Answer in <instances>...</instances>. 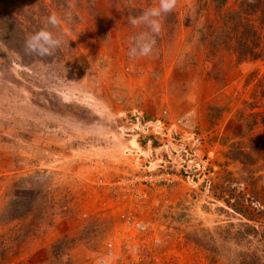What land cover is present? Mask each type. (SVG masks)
<instances>
[{
	"label": "rangeland",
	"instance_id": "obj_1",
	"mask_svg": "<svg viewBox=\"0 0 264 264\" xmlns=\"http://www.w3.org/2000/svg\"><path fill=\"white\" fill-rule=\"evenodd\" d=\"M149 1L139 5L158 6ZM200 6L178 0L174 38L136 60L127 53L141 29L103 0L94 19L63 24L62 53L47 61L0 45V217L30 209L4 230L34 231L11 264H68L66 254L71 264H243L250 252L264 263V245L236 237L243 221L205 185L206 169L226 162L218 140L239 139L228 121L243 102L257 106L244 85L264 65L225 57L211 68L200 35L186 41Z\"/></svg>",
	"mask_w": 264,
	"mask_h": 264
},
{
	"label": "trees",
	"instance_id": "obj_2",
	"mask_svg": "<svg viewBox=\"0 0 264 264\" xmlns=\"http://www.w3.org/2000/svg\"><path fill=\"white\" fill-rule=\"evenodd\" d=\"M99 0H0V45L15 52L21 59L28 62L47 61L49 57H37L25 52L27 37L44 27L47 18L56 14L61 23L55 31L65 37L63 24L81 23L84 14L95 17L96 4ZM128 21L130 15L138 16L144 9L139 2L148 0H103ZM152 0L148 3L151 6ZM135 5V6H134ZM196 5V3H195ZM194 5V6H195ZM200 15L191 19V8L187 12L188 22L192 24L186 40L188 44H198L196 36L200 35V44L206 50L211 68L222 66L225 57H233L236 63L262 62L264 65V0H197ZM146 10V9H145ZM94 19V18H93ZM203 20V21H202ZM162 30L157 37L156 48L167 38H174V28L181 24L180 18L172 12L161 17ZM62 53L61 48L55 54ZM219 58L218 62H212ZM222 85H226L224 74L220 77ZM244 87H253L251 98L256 105L251 107L246 101L238 111L235 120L228 121V127L236 125L241 130L238 140L230 134L220 138L219 144L225 148L223 157L226 162L220 165L219 172L212 168L206 169L205 185L217 201L233 214L240 217L243 223L235 235L240 241L250 244L255 241L264 245V73L262 76H247ZM263 108V110L259 109ZM257 111L245 114L248 110ZM229 132V131H228ZM230 166L235 168L230 169ZM14 207V204H12ZM33 213L27 209L22 214L7 215L3 222L0 217V264H11L20 258L23 251L28 254L27 243L34 231L30 227L12 226L4 230L5 224L17 221H29ZM43 220V219H42ZM65 238L55 242L48 257H56L54 250L61 246ZM66 263L71 264L68 254ZM243 264H264L261 257L250 252L243 255ZM26 261V262H24ZM21 264H34L29 258ZM213 262V258L210 257Z\"/></svg>",
	"mask_w": 264,
	"mask_h": 264
},
{
	"label": "clouds",
	"instance_id": "obj_3",
	"mask_svg": "<svg viewBox=\"0 0 264 264\" xmlns=\"http://www.w3.org/2000/svg\"><path fill=\"white\" fill-rule=\"evenodd\" d=\"M178 0H158V6L149 7L140 15L128 17V23L141 31L130 38L128 57L136 60L151 56L157 45V37L162 30L161 17L173 12ZM61 20L56 14L47 18L44 27L30 34L25 41V52L37 57H52L61 48L64 41L55 31Z\"/></svg>",
	"mask_w": 264,
	"mask_h": 264
},
{
	"label": "built area",
	"instance_id": "obj_4",
	"mask_svg": "<svg viewBox=\"0 0 264 264\" xmlns=\"http://www.w3.org/2000/svg\"><path fill=\"white\" fill-rule=\"evenodd\" d=\"M133 179H134V182H135V181H136V182L138 181V177H135V178H133ZM147 179H148V177L145 176V177H144V183L148 182ZM167 182H168V183H172V180L169 178V179H167ZM140 229L143 230L144 228H143V227H140Z\"/></svg>",
	"mask_w": 264,
	"mask_h": 264
}]
</instances>
